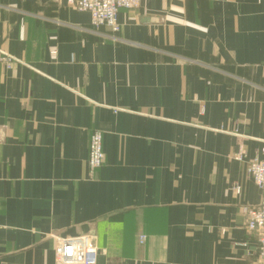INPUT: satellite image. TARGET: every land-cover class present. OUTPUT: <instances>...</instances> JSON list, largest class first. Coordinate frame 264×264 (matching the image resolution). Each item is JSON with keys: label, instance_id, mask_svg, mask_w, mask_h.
I'll return each mask as SVG.
<instances>
[{"label": "crops", "instance_id": "obj_1", "mask_svg": "<svg viewBox=\"0 0 264 264\" xmlns=\"http://www.w3.org/2000/svg\"><path fill=\"white\" fill-rule=\"evenodd\" d=\"M118 23L0 0V264H58L53 238L85 234L97 264H264L243 212L261 201L264 0H141Z\"/></svg>", "mask_w": 264, "mask_h": 264}, {"label": "built area", "instance_id": "obj_2", "mask_svg": "<svg viewBox=\"0 0 264 264\" xmlns=\"http://www.w3.org/2000/svg\"><path fill=\"white\" fill-rule=\"evenodd\" d=\"M141 0H66L69 7L91 17L92 27L95 29L109 28L115 35L121 30L118 23L120 10H134L140 5ZM3 61H10L3 59ZM5 63V62H4ZM264 153V151H263ZM244 152L236 154V160L243 161ZM105 164L103 137L99 132H94L90 138L88 166L90 175ZM247 175L261 192V201L258 206L245 207L243 212L246 218L247 229L258 234L259 255L264 262V160L254 158L247 162ZM237 194L241 192L240 186H235ZM146 237L140 238L144 243ZM54 252L58 264H97L99 250L95 238L85 234L75 237H54Z\"/></svg>", "mask_w": 264, "mask_h": 264}, {"label": "rangeland", "instance_id": "obj_3", "mask_svg": "<svg viewBox=\"0 0 264 264\" xmlns=\"http://www.w3.org/2000/svg\"><path fill=\"white\" fill-rule=\"evenodd\" d=\"M100 29V28H99ZM98 30V29H97ZM3 59H7V60H10L9 62L8 61H3ZM0 61L2 62V63H4L5 65H7L8 67L9 66H11L14 62H15V60H14V58H12V57H10V56H8V55H1V59H0ZM94 132H99L101 135H102V137H103V134H102V132H100V131H93V133ZM235 159H236V155H235V157H234ZM242 162V161H241ZM53 240H54V238H53Z\"/></svg>", "mask_w": 264, "mask_h": 264}]
</instances>
